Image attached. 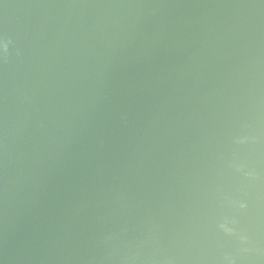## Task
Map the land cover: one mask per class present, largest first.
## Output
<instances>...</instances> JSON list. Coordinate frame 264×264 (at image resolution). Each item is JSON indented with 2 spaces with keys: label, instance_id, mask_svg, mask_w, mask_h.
<instances>
[{
  "label": "water",
  "instance_id": "95a60500",
  "mask_svg": "<svg viewBox=\"0 0 264 264\" xmlns=\"http://www.w3.org/2000/svg\"><path fill=\"white\" fill-rule=\"evenodd\" d=\"M0 264H264V0H0Z\"/></svg>",
  "mask_w": 264,
  "mask_h": 264
}]
</instances>
